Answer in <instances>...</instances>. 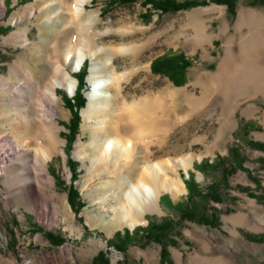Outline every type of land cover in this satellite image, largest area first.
Wrapping results in <instances>:
<instances>
[{
    "label": "rangeland",
    "instance_id": "obj_1",
    "mask_svg": "<svg viewBox=\"0 0 264 264\" xmlns=\"http://www.w3.org/2000/svg\"><path fill=\"white\" fill-rule=\"evenodd\" d=\"M57 1L0 0V29L7 28L0 30V264H94L99 253L108 264H160L164 248L167 260L161 264H264V204L251 195L262 193L254 179L264 187V170L257 162L263 153L247 145V140L264 142V0H238L234 13L214 3L161 12L150 4L143 6L142 0L113 5L88 0L82 15L76 19L73 15L70 25ZM90 36L91 46L117 52L112 62L116 73L124 76L118 103V108L126 104L122 113H133L132 106L145 101L155 108L154 132L140 141L126 139L133 156L128 165L121 162L118 173L126 176L135 164L166 163V177L180 188L176 196L165 189L157 191L132 224L122 212L110 208L115 204L105 183L112 179L111 168L94 166L89 158L100 146L93 133L99 119L81 116L93 81L89 59L84 63L86 102L69 151L65 125L71 113L64 98L74 93L68 96L64 89L55 88L59 146L46 160L44 177L36 170L35 151L29 145L33 131L22 128L27 114L22 120L11 102L10 91L19 90L23 97L26 93L20 84L30 82L33 88L39 80L42 93L35 88L26 101L18 99L23 112L38 121L41 94L55 77L54 67H59L60 79L71 72V63L64 62L66 45L71 41L77 45ZM151 37L140 51H132V46ZM179 54L189 62L184 71L151 70L154 59ZM78 72L70 73L71 77ZM246 122L252 124L247 136L238 133ZM11 124L17 127L9 128ZM232 145L246 156L243 166L254 179L235 168L228 176V187L221 190L220 202L189 204L194 212L216 214L218 226L181 221L174 206L186 202L188 174H194L198 188L205 192L220 181L221 170L204 173L196 166L204 159L215 164ZM144 155L149 157L145 164L141 162ZM68 159L78 164L74 181ZM71 183L84 204L78 214L68 203L66 188ZM107 197L109 204L103 209ZM168 220L174 224L168 235L173 242L166 240L164 247L136 241L122 251L108 243L117 231L132 232ZM48 234L57 239L52 242Z\"/></svg>",
    "mask_w": 264,
    "mask_h": 264
},
{
    "label": "bare ground",
    "instance_id": "obj_2",
    "mask_svg": "<svg viewBox=\"0 0 264 264\" xmlns=\"http://www.w3.org/2000/svg\"><path fill=\"white\" fill-rule=\"evenodd\" d=\"M88 0H58L59 12L67 15L68 24L71 23V17L76 19L77 15H82L83 7ZM84 17V15L82 16ZM67 24V25H68ZM70 32V31H69ZM66 32L67 34L69 33ZM71 33V32H70ZM69 33V34H70ZM67 36V35H66ZM65 36V37H66ZM68 37V36H67ZM152 37L146 42L136 44L132 46L133 52H138L143 46L152 41ZM67 40V39H66ZM73 42H69L64 50V62L71 63V72H78L84 65L85 61H90V75L93 76V81L90 84V89L87 94L86 107L82 110L81 116L85 120L86 118H98L99 124L94 130V134L99 138V147L94 156L89 157L91 164L96 166L101 164L105 169L111 168V181L105 183V188L111 191V201L114 202V206H110L114 212H122L124 218L130 221L137 220L141 213H143L148 203L155 197V193L160 189L170 191L173 196H176L180 192V188L177 183L167 178L165 170V164L160 162H154L146 164L143 167H138L135 164L129 168L126 176H121L118 171L121 170L120 164H129L132 160L133 153L131 147L126 145V139L128 137L133 140H143L147 135L154 132L155 118L152 116V111H155L154 104L152 102L145 101L143 104L132 106L133 113L125 114L126 104L121 103L118 108L120 99L121 83L124 80L123 75L116 73L113 67L112 57L117 53L114 49L109 47H94L91 46V36L89 38H83L79 40V44L73 45ZM88 48H91L89 51ZM127 51V50H126ZM59 60V59H58ZM58 62L61 63L59 60ZM59 67H54L55 77L51 81V85L46 86L43 89L41 96L44 98L42 103V109L36 119V116L30 118L29 112H23V106L19 103V92L10 91L11 102L17 107L18 113L21 119L24 120V114H27L26 122L23 121L19 128H25L30 132L33 131L34 160L36 170L43 176L44 165L46 160L50 159V156L57 151L58 142L56 136V125L54 117L60 115L58 110L55 109V105L58 104V98L55 93V88H62L65 90L68 96H72L76 88V80L71 77L70 73L60 79L56 74L60 73ZM235 69V73H236ZM27 78L28 75L25 74ZM39 80L32 85L29 83H21L26 94L23 98L26 101V97L33 90H38L42 93V90L38 87ZM38 87V88H37ZM14 89V87H13ZM22 96V95H21ZM25 106V105H24ZM156 107V106H155ZM119 109V113L116 110ZM103 115V117H99ZM36 119V120H35ZM17 127L16 124L9 125V128ZM55 134V135H54ZM84 156L87 151L81 148ZM114 159H111V157ZM37 158V160H36ZM148 156L144 155L141 162L148 160ZM38 191V190H37ZM102 208L105 209V204H109V197L103 199Z\"/></svg>",
    "mask_w": 264,
    "mask_h": 264
},
{
    "label": "trees",
    "instance_id": "obj_3",
    "mask_svg": "<svg viewBox=\"0 0 264 264\" xmlns=\"http://www.w3.org/2000/svg\"><path fill=\"white\" fill-rule=\"evenodd\" d=\"M94 1V0H93ZM137 1L141 0H107V5H113V4H131L135 3ZM238 0H142L141 4L152 5L155 9L160 10L161 12H167V11H176L180 9H187L197 6H205L210 3L218 4V5H224L227 7V10L230 13H234L236 8V3ZM263 1V0H262ZM263 3V2H262ZM105 12V10L103 11ZM2 32H6L7 28H1ZM86 63V62H85ZM189 62L184 59V57L179 55H166L161 56L156 59H154L151 63V70L155 73H159L162 68L165 67L166 70H169L171 73H177L179 71H184L186 67H188ZM171 75V74H169ZM86 64L79 70L77 74H75L73 77L77 81V86L74 92V95L71 98H64V105L70 110L71 113V119L68 124L65 125V127L68 130V134L66 136V150L69 151L71 148L72 143L75 140L76 134L79 129L80 124V116L79 111L81 108L85 105V97L84 92L88 89L87 83H86ZM171 77V76H170ZM252 128V124L250 122L244 123L240 129L239 132H242L245 136L248 135L249 129ZM237 136V134H236ZM247 145L253 150H257L263 153V156L259 157L257 159V162L261 165L262 169L264 170V142L259 141H253V140H247ZM246 162V156L242 154V151L240 147L236 145H232L228 148V153L226 157H219L218 160L215 162V164H211L208 159L202 160L197 166L196 170H199L201 172H207L211 168H216L221 170V179L218 182H214L211 185H209L206 188V191H201L194 179V174L189 173L188 178L184 180V185L187 191L186 195V202L178 203L174 206L176 210L180 212V220H187L191 222H195L198 224H203L211 227H216L219 225L218 216L216 214L211 213V215L207 216L203 213H198L192 211V208L190 209L189 204H194L195 200H204V201H214V202H220L221 200V190L225 187H228V176L231 174V172L235 169H242L246 171L251 177V172L248 171L243 165ZM68 167L71 171V177L70 179L72 181L77 179V167L78 164L74 162L72 159H68ZM251 179H254L251 177ZM254 183L257 185V188L261 190V194L259 196H255L251 194L252 196L256 197L258 200H260L264 204V187L261 186V183L259 180L254 179ZM71 183L67 190V196H68V203L71 207V209L74 211L75 214H78L81 210V208L84 206L83 203L79 201V194L76 189L72 186ZM165 196H161V199H164ZM168 203H171L167 199ZM78 220H81L79 218ZM174 227V224L172 221H164L160 224H150L145 228H135L132 232H130L128 229H125L123 232L117 231L114 234V237L111 241L108 243L112 246H114L118 250H124L125 246L130 243H134L136 241L138 242H144L149 243L151 241L160 243L163 247L166 245L165 241L168 240V235L172 231ZM264 237V236H261ZM47 238L49 240H52L54 242L55 239H57L55 236L48 234ZM172 240H168V242ZM160 264L167 260V253L165 248L161 252L160 257ZM94 264H108L106 260L103 258V254L99 253L94 259Z\"/></svg>",
    "mask_w": 264,
    "mask_h": 264
},
{
    "label": "crops",
    "instance_id": "obj_4",
    "mask_svg": "<svg viewBox=\"0 0 264 264\" xmlns=\"http://www.w3.org/2000/svg\"><path fill=\"white\" fill-rule=\"evenodd\" d=\"M18 1H21V0H17V2H18ZM17 2H16V3H17Z\"/></svg>",
    "mask_w": 264,
    "mask_h": 264
}]
</instances>
